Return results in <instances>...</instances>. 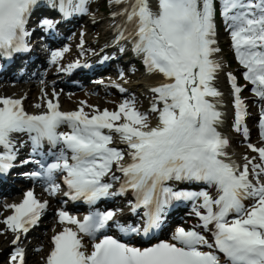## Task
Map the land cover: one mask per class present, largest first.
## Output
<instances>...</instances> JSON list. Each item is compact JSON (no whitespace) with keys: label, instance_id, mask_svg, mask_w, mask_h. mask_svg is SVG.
Wrapping results in <instances>:
<instances>
[{"label":"snow or ice","instance_id":"obj_1","mask_svg":"<svg viewBox=\"0 0 264 264\" xmlns=\"http://www.w3.org/2000/svg\"><path fill=\"white\" fill-rule=\"evenodd\" d=\"M45 2L58 7L64 18L88 11V0ZM110 3L119 8L113 15L124 18L117 26L119 39L130 38L147 70L162 78L151 89L155 94L152 112L158 114L154 126L146 113L136 109L134 100H125L116 111L96 109L89 115L83 107L61 111L58 100L49 99L47 111L28 114L21 99L0 97V174L15 166L16 137L26 134L33 153L43 156L46 143L48 154L54 156V162L48 164L21 161L40 166V171L30 175L43 178L52 194L60 191L56 180L62 175L69 189L64 195L90 207L82 219L59 211L60 223L75 228L66 226L52 237L54 246L46 264H222L221 254L223 264H264V147L249 143L259 162L257 157H246V163L239 165L228 157L229 140L219 130L223 113L219 110L222 93L214 83L221 69L213 58L219 52L215 47L216 0ZM219 3L235 55L245 69L244 77L254 86L255 95L264 100V0ZM37 5L38 0H0V56L27 50L25 38L30 33L26 24ZM41 23L55 27L52 20ZM61 55L53 53V60ZM228 75L240 131L245 115L241 88L236 86V78ZM62 126L70 131H59ZM112 133L118 134L127 152L111 146ZM243 133L248 135L246 127ZM111 181H120L119 188L114 189ZM183 182L202 183L215 191L176 190L174 185ZM129 191L136 197L133 210L145 209L144 220L140 226L117 223L123 236L153 235L173 202L200 201L192 213L200 223L188 229L177 227L170 241L147 247L108 235L106 230L119 210L101 211L96 205ZM8 207L15 210L4 221L8 228L27 233L47 201L41 203L28 191L21 203ZM85 237L92 241L90 247ZM11 259L13 264H24L22 251Z\"/></svg>","mask_w":264,"mask_h":264},{"label":"rangeland","instance_id":"obj_2","mask_svg":"<svg viewBox=\"0 0 264 264\" xmlns=\"http://www.w3.org/2000/svg\"><path fill=\"white\" fill-rule=\"evenodd\" d=\"M151 2L155 5L156 0H151ZM110 4V0H89V3L87 4V8L88 11H92L93 15L90 17L85 16V14L78 20L77 25L75 28L69 30L65 36L64 39L62 40V42H60L59 45V50L62 51V55L63 57H66L65 62L69 61V60H73V59H79L83 57H86L89 53L88 50L83 51V50H79L80 49V44H83L84 48H88L90 45H95L94 50L99 48V44H101L103 42V37L99 31V28H101V26L103 27L104 23L101 21L102 19L107 20L106 14L107 12L105 11H101L99 12L98 9L99 8H105L106 6H108ZM218 12V10H217ZM218 15V14H217ZM216 16V13H215ZM94 18V20L96 19V22L93 24H88L87 22L90 21V19ZM214 21H215V25L221 24V27H219V29L216 28V44L215 47L219 48V52L214 53L215 56H217L219 59H221L220 63L222 64V72L223 74L226 75V77L228 78V80L231 82L232 86L228 87V90L231 89V87H233V82L229 79V73L234 76L235 79V84L236 86L241 88L242 92H245L244 89V82L240 81V74L238 73L237 67H236V63L232 62V58L231 55L229 54V49L226 46V43H222V39H224V35H225V28L223 27L222 23L225 22L224 19L222 18H215L214 17ZM101 22L99 25L98 23ZM99 28H98V27ZM102 34L104 35V33L102 32ZM218 35H221L220 37ZM102 37V38H101ZM82 42V43H81ZM106 45V44H105ZM104 45V46H105ZM115 54V52L113 50H108L107 54ZM51 55H53V53H51ZM128 56V55H126ZM135 56V55H134ZM118 63V62H117ZM113 64V63H110ZM56 65V64H55ZM54 65V66H55ZM125 66V67H124ZM47 69V68H46ZM47 71H43L42 73H40V76H38V78H45L44 85L43 87L50 88L51 92H57L58 91V87H53L50 84V81L54 78H52V75L46 74ZM42 75V76H41ZM54 75V74H53ZM142 71L141 68L139 66V61L136 58H130V62H127L126 64H121V66L117 69V70H112L111 73L104 75V78H108V84H99L98 83V93H96V90H87V89H91L90 86H94L95 82H86L85 84H81L79 86L76 87H72L70 89H68L65 92H61L60 93V97H62V100H60V105L62 107V104H64L65 107H68V110L70 108H75L74 106L76 104L78 105H82V107L86 110H90L87 107V104H90L92 106H96L97 109H109L113 108V109H117L118 106L124 102L125 100H134L135 104H137L138 106H140L141 109H147L149 108L151 105V102H153L152 100V95L151 93H148V90H146V88L144 87V84L140 83L139 85H136L134 87H129V89L125 90V92L123 94H116L114 89L112 88L111 85H120V84H126L128 82H133L135 80H137L140 76H142ZM105 80V79H102ZM28 81V80H26ZM24 81V82H26ZM101 81V80H100ZM22 82V83H24ZM19 83V82H18ZM21 83V82H20ZM19 83V85H20ZM33 84H37L36 80L33 81ZM142 84V85H141ZM86 86H89L86 89ZM107 86V88H106ZM13 88L7 87V85H0V97L1 96H13L14 94H19V87L18 84L14 85ZM125 89V88H124ZM34 90V88H33ZM35 90L37 91L36 87ZM53 90V91H52ZM84 92L87 96H89L91 98L88 99L84 96ZM32 93V91L30 92ZM43 92L39 91L37 93L36 96L33 97V100H29V104H33V102L35 100L40 101L41 98V94ZM71 94H73L74 96L71 97ZM81 95V96H80ZM245 95V94H244ZM23 96V95H22ZM155 97V95H153ZM21 97V96H19ZM30 97V96H29ZM82 97L86 98L83 99L85 102L81 103L79 100L82 99ZM28 99V98H27ZM23 103L24 100L22 99ZM27 103V101H26ZM25 105V103H24ZM27 106V105H25ZM26 109H29L28 106L25 107ZM42 108V107H39ZM143 112V111H141ZM156 115V113H154L150 116H148V118L152 117L154 119V116ZM232 128V127H231ZM224 131L227 133V135L229 134L230 137L233 139V143L235 144V147L238 148L239 151H237L232 145H228V149L230 152H232L234 155L236 154H243L244 156H242L241 158L243 159V161L246 163L245 158H249L251 159L252 157H257L256 152H253L250 150V148L248 147V145L244 144L242 141H239V134L237 129L234 131L232 129L229 128L228 123L224 124ZM2 199H0V218L3 216V211L2 209ZM50 211V210H49ZM47 216L45 214V216L43 217V223L41 224L42 226H44L45 229H48L50 223H48L47 220ZM36 229V228H35ZM28 236L26 238V240L30 239V236L32 237L31 234L26 235ZM25 236V237H26ZM33 242H35V240H32ZM26 242V241H25ZM2 243H4L5 245H2ZM36 245V246H35ZM39 244L35 243L33 248L37 251L39 250ZM10 248V243H9V239H7V237H2L0 239V264H9L12 259L10 257H12V253H8V250ZM14 247L11 248V251L13 252ZM44 252V251H43ZM32 253V252H31ZM10 254V255H9ZM37 254H41V251H39V253H33V254H29V257L27 259L26 262H24V264H36V260H38L39 258H37ZM25 261V260H24Z\"/></svg>","mask_w":264,"mask_h":264},{"label":"bare ground","instance_id":"obj_3","mask_svg":"<svg viewBox=\"0 0 264 264\" xmlns=\"http://www.w3.org/2000/svg\"><path fill=\"white\" fill-rule=\"evenodd\" d=\"M39 5L45 6V5H49V4H47L45 2V0H38V5L36 7H38ZM34 10H35V8H34ZM100 10H101V8L98 9L99 12H100ZM83 14L84 13H82V15ZM92 15L93 14H91V13L89 14V16H92ZM75 17H77V16H75ZM108 18H110V16H108ZM75 19H78V17L75 18ZM68 20H65L63 22H66V24H68ZM101 21L104 23L103 27L101 25H99L101 22H99L98 25L101 26V29L103 30L104 35L102 34V32H101V35H102L103 39L105 40V42L103 44H100V45L107 44V47H113L114 45L110 44L111 41L113 42V44H117V42H118L115 39V37H114V36H117L118 35V33L115 34L116 33L115 28L116 27L110 26V21L108 19L107 20L102 19ZM91 22L92 23H95L96 22V19L94 20V18H92ZM111 30H113L112 37H110V31ZM121 43H123V41ZM129 47H130V49L128 51H132L133 54L135 55V56L133 55L134 58H136L139 62H141L142 61V56L141 55H138L134 51V45H133L132 42L130 43V46ZM124 48L125 49L127 48L126 47V44H125V47ZM101 53L99 55H101ZM98 57H96L95 59H97ZM213 58L220 63L221 59H219L217 56L213 55ZM17 60L15 61L13 67L22 64V61L21 60H18V61ZM35 63L36 62L34 61V62H32V63H30L28 65L29 66H34ZM107 63H109V60L107 61ZM54 65H55L54 63H51V64H49L47 66V72H46V74H49V75H53L54 74L53 77H55V78L56 77H60V79L62 78V79H65V80L76 79L73 75L69 76L70 75L69 74L68 75L69 77H65V76H63L61 74V72L58 73V70L61 69V68L60 67H55ZM96 65H98V64H95L94 66H96ZM142 65H145V64L143 63ZM220 65L222 67V64L221 63H220ZM38 72L39 71H37L36 74L34 72L32 75H30L31 72H29V74H27L30 77L28 79V81H26L24 83H20V85H19V83H0V85H7V87H10V88H13V89H14L13 86L18 84V87L20 89L19 94H14L13 96L14 97L15 96H21L22 99L24 100L25 105L28 106L30 112L36 111V110H40L39 107H41V106L44 109V107H45L44 104L46 102V98L53 97L54 98V101L58 100L59 102H60V100H62V97L59 98L61 92H58L57 91V93H52L50 88H47L46 89L45 88L46 86L43 87V85H44V82L43 81L45 80V78H38V76L40 75ZM142 74H143L142 76H140L137 80H135L133 82H128L126 84H124V83L123 84H120L121 88H125L127 90V89H129V87H127V86L134 87V86L139 85L140 83H142V84H144V87L146 88V90L150 91L151 88L157 86L158 83L160 82V80L162 79L161 76H159L157 74H154V73H150L148 70L146 72H143ZM23 75L24 74H22V76ZM34 80H36V82H37L36 85L33 84V81ZM100 80L101 79H99L98 76H97V78H93L91 82H95V85L92 86V87L90 86L91 89H87L89 86H86V89L87 90H96V93H98V90H99L98 83L100 82ZM104 83L106 85L108 84V78H105ZM214 83H215V86L217 87V89L222 93V97L220 98V104H223L226 101L227 97L231 95L230 94L231 93V89L228 90V87L229 86H232V84L228 80V78L226 77V75L223 74L222 69H220V71L218 72L217 79L215 80ZM35 87H36L37 91L35 90ZM33 88H34V90H33ZM106 88H107V86H106ZM0 90H1V88H0ZM31 91H32V93H30ZM39 91L43 92L41 94L40 101L35 100L33 102V104H29L30 103L29 100L30 99L33 100V97L36 96ZM73 96L74 95L71 94V97H73ZM84 96L86 98H88V99L91 100V98L89 96H87L85 94V92H84ZM86 98L82 97V99L79 100V101L81 103H84L85 101L83 99L86 100ZM26 101H27V103H26ZM38 105H39V107H38ZM74 107H75V109H78V108H81L82 105L76 104ZM87 107L90 110H85V111L88 112L89 115H91L92 113H94V111L97 109L96 106H92L90 104H87ZM135 107H140V106H138L137 104H135ZM62 108L63 109H68V107H65L64 104H62ZM108 108H109L108 109L109 111H116L118 109V108L117 109H113V108H110V107H108ZM219 110L220 111L222 110L220 105H219ZM143 112H145L146 114H150V115H151V113H152V115L154 114V112H152V106L149 107V108H147L146 110H143ZM157 115L158 114L156 113V115L154 116V119L152 118L153 116L150 117V118H148L149 121L152 123L153 126L157 122ZM223 125H224V122L219 126V130H221V128H222ZM120 142L121 141H120L119 137H116V142H115V145L116 146L115 147L121 149V147L119 146V143ZM256 142H257V140H256ZM15 143H16V146H17V153H18L17 154V159H16L15 162L18 165V171H25L26 172V174L24 175V178L25 179H21L23 181H26L27 179H30L29 178L30 177L29 176V173L34 172V169L30 167L26 171L25 164H21L20 162L23 161V160H26L27 158H29V156H28L29 154L30 155L33 154V156L35 158H37V160H39L40 158L44 157V151H45V149L42 147L43 156L41 154L33 153V151H32V143H31V141L29 140V138H28V136L26 134H19L16 137ZM125 147H126V149H128L126 145H125ZM123 151H125V150H123ZM26 152H28L29 154L27 156H24L23 157L22 155L24 153H26ZM32 163L33 162H30V163L26 164V166L32 165ZM21 180L19 182H21ZM9 183H11V181H9L8 184ZM28 183H29V185L25 186V188H28L29 186H32V184H30V181H28ZM200 186H204V184L201 183ZM17 188L18 187L13 188L7 194V197H5V198L2 199V204L1 205L4 204L5 205V209L3 210V216H2L3 217V221L0 222V239L2 237H5V238L7 237V239H9L10 248L8 250V253H12V256L15 255L18 251H22L23 252V255H24V260H25L24 262L27 261V259L29 257V254H33V253H37V252L39 253V251H41V254H39V255L37 254V258H39V259L36 260V264H45V260H44V257H43V253H45L46 250L48 249L49 244L52 241V237H53L54 231L59 227V224H57L53 220L52 217H49L48 218V223H50V225H49L48 229H45L44 226H38L36 229H33V231L31 232L32 237L30 236V239H28V240H26V238L28 236L22 238L23 232L17 233V232H13L12 230H10L8 228L7 224L4 222L6 220V218H4V215H6L7 213H9L10 207H8V206L11 204V202H13L14 199H17L18 196H19L18 193H17V190H14V189H17ZM47 190L48 189H41L40 190V193H39L40 195H38V196H39V199H45L46 196H49L48 197V201H49V206H50V205L53 204L54 198H53V195H47L46 194ZM205 190H208L210 193L212 192L210 189H205ZM199 203H200V201H197L195 204H199ZM49 206L47 205V207L45 208V210L46 209H50ZM58 208H60V207L57 206L56 209H58ZM122 208L124 209V207H122ZM182 218H184V217H182ZM199 223L200 222H197L196 221L195 215H188L187 219H185L183 222H181V226L184 227V228H186V227H190L191 228V227H193L195 225H198ZM18 235L20 237L19 240H17V236ZM15 238H16V240H15ZM32 240H35V242H33ZM13 241H16V243H13ZM35 243L39 244V246H40L39 247V250H37V251L33 248V246H34ZM2 245H5V244L2 243ZM17 246L22 247V250H19L18 248L16 249ZM12 247H14L13 248L14 249L13 252L11 251V248ZM9 264H13V261H11ZM16 264H19V261H16Z\"/></svg>","mask_w":264,"mask_h":264},{"label":"trees","instance_id":"obj_4","mask_svg":"<svg viewBox=\"0 0 264 264\" xmlns=\"http://www.w3.org/2000/svg\"><path fill=\"white\" fill-rule=\"evenodd\" d=\"M219 0H216L215 6L218 7L219 6Z\"/></svg>","mask_w":264,"mask_h":264}]
</instances>
